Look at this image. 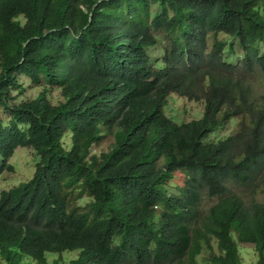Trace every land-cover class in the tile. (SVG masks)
I'll list each match as a JSON object with an SVG mask.
<instances>
[{"label":"trees","instance_id":"16d2710c","mask_svg":"<svg viewBox=\"0 0 264 264\" xmlns=\"http://www.w3.org/2000/svg\"><path fill=\"white\" fill-rule=\"evenodd\" d=\"M263 73L264 0H0V264H264Z\"/></svg>","mask_w":264,"mask_h":264},{"label":"rangeland","instance_id":"374dc122","mask_svg":"<svg viewBox=\"0 0 264 264\" xmlns=\"http://www.w3.org/2000/svg\"><path fill=\"white\" fill-rule=\"evenodd\" d=\"M235 55L237 57H240L241 53L239 50H235ZM240 59V58H239ZM22 84L25 86H28L29 83L27 82L26 78L21 77L20 78ZM253 81L251 82L252 87L255 88L256 93L259 95H264V73L262 74L261 78L257 79H252ZM29 87V86H28ZM40 89L35 88V89H30L25 92L23 95L24 97H34V95L39 92ZM52 98L56 96V94L51 95ZM182 100V102L180 101ZM184 99L182 98H177L175 103H172V106H181L183 105ZM185 108L187 112H184L182 115V120L184 121H189L191 119H195L199 114L202 109V104L198 103H191L187 102L185 103ZM177 110L181 111L182 109L177 108ZM176 116H181L180 113L178 112ZM112 143V137L110 135H106L101 142H99L97 145H93L92 147V152L99 153L101 151H106L109 146ZM34 154H32L30 151H28L25 148H19L17 151L14 152V155L9 159L10 164L13 165L14 173H3L0 176V190L3 189H9L11 187H15V185L21 180L25 181L30 175L33 173L34 168H35V159L33 158ZM254 197H258V194H256ZM261 200V197H259ZM86 199H81L77 201V205H82L84 204ZM211 203V201L205 199L204 200V208H207L208 205ZM246 248H251V246H244ZM249 252L247 249L244 250L243 254H241V258L243 260V264H255V259L256 256L253 253H247ZM69 253H63L62 255H66ZM202 258L197 262V264H205V259L207 258L208 254L206 252L202 253ZM50 262V259H49ZM33 264V263H31ZM50 264V263H49Z\"/></svg>","mask_w":264,"mask_h":264},{"label":"clouds","instance_id":"9594fccd","mask_svg":"<svg viewBox=\"0 0 264 264\" xmlns=\"http://www.w3.org/2000/svg\"><path fill=\"white\" fill-rule=\"evenodd\" d=\"M20 147H16L15 149H14V151H13V153L11 154V156L7 159V161H6V164L7 165H9L10 167H11V169H12V172H10V171H6V170H4V171H2L1 173H0V176L3 174V173H14V169H13V165L12 164H10V162H9V159L14 155V152L15 151H17V149H19ZM32 154H34L32 151H30ZM34 172V171H33ZM33 174V173H32ZM31 174V175H32ZM30 175V177H28L27 179H25V181H19L16 185H15V187L16 186H18V185H20V184H22V183H26V182H28L31 178H32V176ZM15 187H11V188H9V189H3V190H0V193L1 192H6V191H9L10 189H12V188H15Z\"/></svg>","mask_w":264,"mask_h":264}]
</instances>
